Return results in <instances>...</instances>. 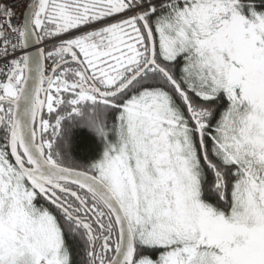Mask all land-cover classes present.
Masks as SVG:
<instances>
[{"label": "snow or ice", "instance_id": "6c2138e0", "mask_svg": "<svg viewBox=\"0 0 264 264\" xmlns=\"http://www.w3.org/2000/svg\"><path fill=\"white\" fill-rule=\"evenodd\" d=\"M0 264H264V0H0Z\"/></svg>", "mask_w": 264, "mask_h": 264}]
</instances>
